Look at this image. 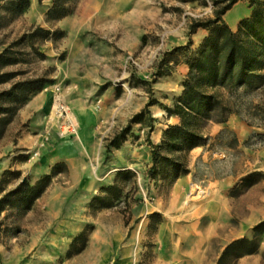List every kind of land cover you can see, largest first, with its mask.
I'll use <instances>...</instances> for the list:
<instances>
[{
    "label": "rangeland",
    "instance_id": "1",
    "mask_svg": "<svg viewBox=\"0 0 264 264\" xmlns=\"http://www.w3.org/2000/svg\"><path fill=\"white\" fill-rule=\"evenodd\" d=\"M54 1L30 0L18 17L7 15L0 4V54L7 52L11 60L0 63L6 80L0 83L5 109L0 114V196L22 181L33 186L54 173L29 210L10 206L0 214V264H219L225 248L241 239L254 241L257 252L226 256L220 264H264V232L253 230L264 223V87L231 100L228 126L197 147L203 158L190 153L197 148L184 155L187 175L172 179L166 166L157 167L156 174L152 170L154 126L173 108L174 95L182 93L186 63L207 35L201 29L191 33L190 25L212 19L214 0H73L62 3L68 16L50 20L47 12ZM237 4L228 22L237 14L249 17L248 0ZM80 10L86 17L82 26L73 22ZM62 20L65 28L78 26L79 32L58 28ZM37 29L41 32L32 37ZM84 55L102 57L95 66L106 71L103 79L81 78L89 67ZM39 79L45 85L22 105L2 96ZM39 95L49 107L44 115L30 108ZM56 96L74 117L75 136L61 133L53 113ZM69 99L98 117L100 146L73 171L61 162L42 173L38 163L57 141L79 143L82 138L84 129ZM148 104L149 114L130 126L121 147L107 150ZM119 171H130L134 178L116 181ZM226 173L233 183L222 194L212 180ZM245 180L253 184L245 188ZM116 182L121 193L109 198L110 206L92 207L95 197L105 196L101 190ZM214 202L227 203V212L219 213L228 221L216 237L204 241L200 233L210 226ZM81 234L85 241H75Z\"/></svg>",
    "mask_w": 264,
    "mask_h": 264
},
{
    "label": "trees",
    "instance_id": "2",
    "mask_svg": "<svg viewBox=\"0 0 264 264\" xmlns=\"http://www.w3.org/2000/svg\"><path fill=\"white\" fill-rule=\"evenodd\" d=\"M41 1V0H38ZM64 1V2H61ZM73 0H55L47 12L50 20H60L70 14L62 3ZM240 0H214L212 19L206 21H193L190 25L191 33L201 29L207 32L199 45L196 56L187 61L188 74L182 84L183 91L176 98L172 109L167 108V116L179 118L177 125L168 126L162 133L159 145L152 146L151 156L153 174L159 166H166L172 179H177L189 173L185 156L189 151L208 144L210 138L205 133L209 122L224 124L233 112L230 102L234 97L254 93L264 87V0H248L251 13L238 24L237 30L232 31L223 20L224 15ZM1 9L10 16L18 17L29 8L30 0H0ZM37 29L32 37H35ZM44 34H48L45 32ZM0 63H11L7 52L0 54ZM5 75H0V83ZM43 79L18 84L15 90L2 96L12 98L22 105L34 93L40 91L45 85ZM16 91L21 95H14ZM13 101V102H14ZM146 108L135 115L128 127L123 129L108 144L107 150L118 149L125 140L132 124H140L144 114H149ZM16 109L12 110L14 113ZM5 109L0 107V114ZM150 130L153 126L150 125ZM54 173L43 177L35 185L30 186L22 181L14 190L0 196V214L10 206H22L29 210L34 201L40 198L51 184ZM134 174L130 171H119L116 181L130 180ZM253 183L248 180L242 185L250 187ZM1 192V190H0ZM103 197H95L91 206L109 207L107 203L114 194H120L117 182L114 186L101 190ZM254 232H264V223L254 227ZM75 241H85L83 234ZM258 250L254 241L241 239L228 245L219 261L226 256L235 258L251 255Z\"/></svg>",
    "mask_w": 264,
    "mask_h": 264
},
{
    "label": "crops",
    "instance_id": "3",
    "mask_svg": "<svg viewBox=\"0 0 264 264\" xmlns=\"http://www.w3.org/2000/svg\"><path fill=\"white\" fill-rule=\"evenodd\" d=\"M237 6L238 4H235L223 17V18H226V24L229 26V28L232 31H236L239 22L247 17L246 15L240 16L239 14H237L236 17L231 19L229 22L227 21V17L229 16L231 12H233L237 8ZM75 18H76V21L73 19V22L77 25L82 26L86 22L84 10H80L78 17L76 16ZM64 23H65L64 20L59 21L58 28H60L61 30H65L69 33L70 31H73L74 33L79 32L80 29L78 26L77 27L69 26V28H65ZM98 58L100 60L99 59L97 60L96 56L90 55L87 57L84 55V64H87L88 62L89 67L86 68V70L83 72V75L81 77L83 80H101L104 78V74L107 75L106 71L103 70L100 66L99 67L95 66L96 64H98L99 61L101 62L102 57L99 56ZM185 68L186 66L184 65V68H182V71H185ZM178 70L179 68L171 72L172 77L177 75ZM166 77L169 78L171 76L168 75ZM77 93L79 96H82L81 93H79V91H77ZM180 95H181V92L174 95V97L177 98ZM76 101H77L76 99L74 100L69 99L68 104H70V106L73 108L77 118L79 119V122L81 123L82 128L84 129L83 130L84 132L82 133V138L79 141V143L74 140L68 141V142L57 141L55 146L50 151H48L46 154H44L38 163L39 169L43 170L42 173H48L50 168H52L55 164L61 163V162L67 163L69 165L70 171H73L75 168H78L81 166V163L85 161L84 158L88 157L87 152H89V154H92L94 151H98V148L101 143L100 139H97L98 137L96 136L97 127H98L96 120H98L97 119L98 117L91 110L83 113L80 109V103L79 102L77 103ZM30 108H32L33 111L37 110L42 115L46 114L49 110V107H47V105L44 102L43 95H39L36 98H34L32 102L30 103ZM124 114H125L124 116L130 115L129 113H124ZM161 116H162L161 117L162 119L157 124H155L154 131L151 134V136L154 135V137L151 138L153 145L159 144L161 140V133H162L161 128L162 127L168 128V126L177 125L179 123L178 117L167 116L166 113ZM163 116L165 118H163ZM121 119L122 117H119V120ZM227 124L228 123H224V124L211 123L208 126L206 135L210 137H216L225 127L228 126ZM157 126L161 127L158 131H157ZM81 147L85 149L86 153H83L80 150ZM190 153L194 154L197 157H200V159L203 158L202 148L194 149ZM15 168L18 170H23L22 169L23 167L22 168L15 167ZM24 170H27V169H24ZM232 178L233 177L227 173L214 177V179L212 180L214 182V184H212L213 188L216 189L218 192L224 194L228 190L229 186L233 183ZM227 206L228 205L225 202L224 203L222 202L220 204L218 202L213 203L212 209H211V212L208 218V222L210 223V226L205 232L200 233L201 240L205 241V240L212 239L217 236L220 225L225 224L228 221V219H225V220L221 219L219 209H222V210L226 209V212H227V209H228Z\"/></svg>",
    "mask_w": 264,
    "mask_h": 264
},
{
    "label": "built area",
    "instance_id": "4",
    "mask_svg": "<svg viewBox=\"0 0 264 264\" xmlns=\"http://www.w3.org/2000/svg\"><path fill=\"white\" fill-rule=\"evenodd\" d=\"M53 113L59 120L61 133L68 137L75 136L77 133V125L74 117L58 96L55 97L53 102Z\"/></svg>",
    "mask_w": 264,
    "mask_h": 264
}]
</instances>
